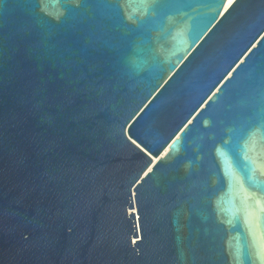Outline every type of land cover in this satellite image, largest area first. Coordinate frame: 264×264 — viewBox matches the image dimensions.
<instances>
[{"label":"water","instance_id":"95a60500","mask_svg":"<svg viewBox=\"0 0 264 264\" xmlns=\"http://www.w3.org/2000/svg\"><path fill=\"white\" fill-rule=\"evenodd\" d=\"M227 1L0 0V264H264V0Z\"/></svg>","mask_w":264,"mask_h":264},{"label":"bare ground","instance_id":"6f19581e","mask_svg":"<svg viewBox=\"0 0 264 264\" xmlns=\"http://www.w3.org/2000/svg\"><path fill=\"white\" fill-rule=\"evenodd\" d=\"M235 1H236V0H228L225 9L229 8V7H230ZM166 153H167V151H165V152L162 154V156H164ZM155 161H157V160L155 159Z\"/></svg>","mask_w":264,"mask_h":264}]
</instances>
